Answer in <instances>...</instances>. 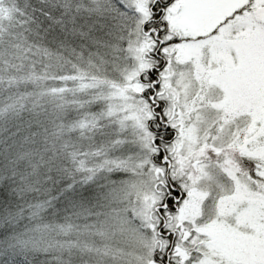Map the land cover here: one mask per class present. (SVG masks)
Wrapping results in <instances>:
<instances>
[{
    "label": "snow or ice",
    "instance_id": "obj_1",
    "mask_svg": "<svg viewBox=\"0 0 264 264\" xmlns=\"http://www.w3.org/2000/svg\"><path fill=\"white\" fill-rule=\"evenodd\" d=\"M0 264H264V0H0Z\"/></svg>",
    "mask_w": 264,
    "mask_h": 264
}]
</instances>
